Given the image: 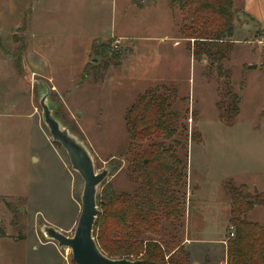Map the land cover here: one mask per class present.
Returning a JSON list of instances; mask_svg holds the SVG:
<instances>
[{"label": "rangeland", "instance_id": "obj_1", "mask_svg": "<svg viewBox=\"0 0 264 264\" xmlns=\"http://www.w3.org/2000/svg\"><path fill=\"white\" fill-rule=\"evenodd\" d=\"M155 2L0 0V195H5L0 197V229L9 238L24 235L15 247H1V263L59 264L57 254L32 250L40 247L36 230L47 224L70 237L79 216L82 180L70 169L65 152L51 142L41 120L39 99L47 91L54 116L87 148L96 173L110 171L105 181L118 193L133 195L138 190L139 182L128 169L138 150L153 144L171 147L181 160L182 177L173 196L183 218H160L156 228L139 230V241H162L171 249L182 242L184 227L190 239L216 238L217 220L196 217L203 199L228 202L227 183L248 186L250 193L255 188L264 192L261 28L239 13L232 50L218 70L205 60H193L190 25L179 6L160 0L153 10ZM233 2L242 12L240 0ZM139 8L138 16L131 15ZM165 10L174 29L163 20ZM114 31L138 38L114 50L122 57L118 65L110 56L97 58L91 52L92 43L114 45V39L102 40ZM163 37L166 43L155 41ZM252 65L256 69L248 70ZM86 66L94 72L84 79ZM147 92L168 103L167 112L175 118L173 135L132 145L125 115ZM225 92L240 99L232 124L218 109ZM111 159L121 161L122 167L112 172ZM245 219L264 227V209L249 212ZM223 233L232 239L228 227ZM60 251L66 263L73 264L71 252ZM195 258L191 264H204L201 257ZM219 263L220 255L214 260Z\"/></svg>", "mask_w": 264, "mask_h": 264}, {"label": "trees", "instance_id": "obj_2", "mask_svg": "<svg viewBox=\"0 0 264 264\" xmlns=\"http://www.w3.org/2000/svg\"><path fill=\"white\" fill-rule=\"evenodd\" d=\"M169 2L171 6H179L185 15L183 20L190 25L188 31L191 36L188 40L192 41L189 50L193 60H205L221 70L219 64L228 58L232 50L235 17L243 12L234 8L233 0ZM114 50L118 49H113L111 41L101 46L95 43L91 45V52L97 58L107 59L110 56V61L118 65L122 57ZM18 64L23 67V59H19ZM261 68L264 71V50ZM93 72L92 68L86 66L84 79ZM225 77L227 83L224 85L228 88V77ZM222 102L218 109L227 118L221 117L232 124L238 115L240 99L225 92ZM168 107L166 100L154 92L139 97L125 115L129 142L133 145L136 141L141 143L161 136L172 138L175 118L167 112ZM175 154L173 148L163 149L158 144L144 151L138 150L128 168L134 181L139 182L138 190L133 195L118 193L106 181L102 184L97 197L100 214L96 218L93 237L100 251L108 258L126 259L138 264H191L189 252L181 243L168 249L169 246L166 247L162 241H139L136 238L139 230L156 228L160 218L165 221L183 218L173 196L183 171L181 160ZM114 161L110 160L114 163L112 172L122 167L121 161ZM226 192L230 208L227 227L233 234L232 239L227 241L226 264H264V229L245 219L255 208L264 209V192L253 190L250 193L245 185L237 187L232 183H227ZM158 213H161V217H156ZM6 237L0 229V238Z\"/></svg>", "mask_w": 264, "mask_h": 264}, {"label": "water", "instance_id": "obj_3", "mask_svg": "<svg viewBox=\"0 0 264 264\" xmlns=\"http://www.w3.org/2000/svg\"><path fill=\"white\" fill-rule=\"evenodd\" d=\"M93 62L97 63V60ZM247 69L254 70L256 65L249 66ZM48 101L47 91L39 99L42 123L48 131L51 142L65 152L70 169L81 178L83 190L80 197V212L72 236L69 237L45 224L40 225L39 233L44 240L54 243L59 250H69L73 264H138L126 259H110L100 251L93 237V229L96 218L100 214L97 197L110 171L105 169L100 173L95 172L91 154L54 116L55 106Z\"/></svg>", "mask_w": 264, "mask_h": 264}, {"label": "crops", "instance_id": "obj_4", "mask_svg": "<svg viewBox=\"0 0 264 264\" xmlns=\"http://www.w3.org/2000/svg\"><path fill=\"white\" fill-rule=\"evenodd\" d=\"M159 1L160 0H156V2L153 5V10H154V7H156V5H158L157 3H159ZM240 3H241V5H240V7L238 6V8L241 9L243 14L250 17L264 31V0H240ZM165 6L167 7V5H165ZM140 11H142V8H139V10L136 13H134V12L131 13V15H136ZM136 16H138V15H136ZM164 17H163L164 18L163 20L165 21L166 26L174 29L173 19L171 18L172 16L170 17V15H168L167 10H165V16ZM99 39L100 38H96V39H93L91 41L89 40L88 46L91 44V42H93L95 40H99ZM110 39H114L116 41H119V44H121V46H122V45H125L127 43H132L135 40H137L138 38H134L132 36H128L127 34H123L120 32L117 33L116 31H114L113 36H111L108 39H102V40L106 41V40H110ZM165 40H166L165 37L155 39V41H161V42L166 43ZM128 46H129V44H128ZM173 47L178 48V44H176V45L173 44ZM131 51H133V48L131 49ZM132 54H133V52H132ZM132 54H131V56H132ZM122 68H123V66H122ZM250 187L254 188L253 185H251ZM255 190H258V189L255 188ZM2 196H5V195H0V197H2ZM189 197H190V195H189ZM256 209L257 208L252 210L250 213L254 212ZM229 211H230V208H229V204L227 201L203 199V201L200 205V208H198L196 210V213H197L196 217H198L199 219H207V217H210L212 219L217 220L218 225L216 227V229H217L216 238H212V239L211 238L210 239L209 238L208 239H205V238H202V239H196L195 238L194 239L193 238V239H190L188 237V233H186V230L184 227L183 238H182L181 244L184 248L185 247L189 248L187 251L189 252V255H190V261L193 260L194 257H196V258L201 257V259L204 260V264H205V262H209L210 264H214V260L216 259L217 256L220 255L222 264H226V247H227V240L228 239H227L226 235H224V233L222 234V231H223V228H224V230H226V228L228 226ZM212 221H214V220H212ZM253 221H256V220H253ZM201 223H202V221H201ZM255 223L259 224L258 222H255ZM45 225H47V224H45ZM261 227L264 229L263 226H261ZM71 228H72V226L65 233H69L71 231ZM59 231H61V230H59ZM187 231H188V226H187ZM195 231H197V230H195ZM35 234H36L35 235L36 241L40 247H34V248L32 247V250H34L35 252H38L41 248L43 250V252H45L47 250V253L45 252L46 254L55 253V254H57L56 256H58V258H60L59 264H68V263H66V260L63 257L61 251L58 249V247L54 243L48 242L44 239H43L44 241L41 240V238H43V237L41 236V234L37 230H36ZM7 237L6 238H0V264H4V263H1V260L3 258L1 256V247L2 248L4 247L5 250L8 248H13L11 246L15 247L17 243L24 240V235H22L19 238H7ZM2 244H4V245H2ZM10 264H11V261H10Z\"/></svg>", "mask_w": 264, "mask_h": 264}, {"label": "built area", "instance_id": "obj_5", "mask_svg": "<svg viewBox=\"0 0 264 264\" xmlns=\"http://www.w3.org/2000/svg\"><path fill=\"white\" fill-rule=\"evenodd\" d=\"M119 46V41H115L113 45V49H117ZM230 237H233V234H230Z\"/></svg>", "mask_w": 264, "mask_h": 264}]
</instances>
